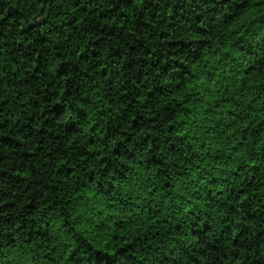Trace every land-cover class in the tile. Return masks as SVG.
Listing matches in <instances>:
<instances>
[{"label": "trees", "instance_id": "obj_1", "mask_svg": "<svg viewBox=\"0 0 264 264\" xmlns=\"http://www.w3.org/2000/svg\"><path fill=\"white\" fill-rule=\"evenodd\" d=\"M43 4L0 0V264H264V0Z\"/></svg>", "mask_w": 264, "mask_h": 264}, {"label": "snow or ice", "instance_id": "obj_2", "mask_svg": "<svg viewBox=\"0 0 264 264\" xmlns=\"http://www.w3.org/2000/svg\"><path fill=\"white\" fill-rule=\"evenodd\" d=\"M146 0H124V3L129 5L130 9H139L142 6L145 5ZM3 122L0 121V125H2ZM247 127V126H245ZM261 151H264V146L261 147ZM5 180L4 177H0V183H3ZM88 242L84 241V243L81 245V247H87ZM74 252H70L69 255H74ZM95 257V264H115V260L111 258L106 251H97L96 253H93Z\"/></svg>", "mask_w": 264, "mask_h": 264}, {"label": "water", "instance_id": "obj_3", "mask_svg": "<svg viewBox=\"0 0 264 264\" xmlns=\"http://www.w3.org/2000/svg\"><path fill=\"white\" fill-rule=\"evenodd\" d=\"M47 2H48V0H44V4H43V8H42V12H41V14L45 11V8H46V6H47ZM13 12H14V9L11 8V9L9 10V13H13Z\"/></svg>", "mask_w": 264, "mask_h": 264}]
</instances>
